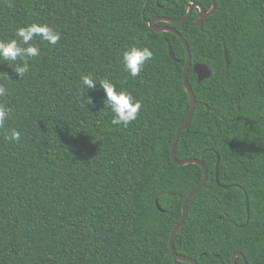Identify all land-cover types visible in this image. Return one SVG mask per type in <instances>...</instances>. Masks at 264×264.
Returning a JSON list of instances; mask_svg holds the SVG:
<instances>
[{
  "label": "trees",
  "instance_id": "1",
  "mask_svg": "<svg viewBox=\"0 0 264 264\" xmlns=\"http://www.w3.org/2000/svg\"><path fill=\"white\" fill-rule=\"evenodd\" d=\"M189 1L206 10L213 4L0 0V39L32 22L60 33L54 45L36 41L41 54L24 77L0 64L13 79L0 75L9 90L0 102L12 109L0 129V264H176L171 233L203 169L171 158L191 107L186 47L149 23L184 17ZM197 17L195 8L184 22H157L178 30L192 52L196 109L176 157L199 158L209 173L189 202L175 248L199 264H233L236 252L248 264H264V0H216L202 27L192 25ZM132 45L154 52L136 78L122 56ZM195 63L207 64L211 76L199 81ZM85 74L140 100L137 120L113 125L99 83L87 93L81 87ZM85 95L92 100L86 107ZM12 129L21 133L19 143L5 139ZM236 264H245L243 257Z\"/></svg>",
  "mask_w": 264,
  "mask_h": 264
},
{
  "label": "clouds",
  "instance_id": "2",
  "mask_svg": "<svg viewBox=\"0 0 264 264\" xmlns=\"http://www.w3.org/2000/svg\"><path fill=\"white\" fill-rule=\"evenodd\" d=\"M56 44L60 40V33L47 23L32 22L15 30L14 38L0 39V64L7 65L22 78L30 70L29 61L38 57L41 49L36 41ZM125 71L136 78L145 68L146 64L153 59L154 52L148 47H137L132 45L122 53ZM2 78L7 81L13 80L8 73L0 72ZM17 80V79H16ZM81 87L89 90L95 89L97 83L105 93L104 105L111 110V123L127 128L136 121L142 109V102L136 99L130 92L117 90L114 83L107 78L97 80L90 74L81 76ZM9 90L4 83H0V98H6ZM90 97L85 95L83 104H91ZM12 109L6 103L0 102V129H3L10 119ZM21 133L12 129L5 139L19 143Z\"/></svg>",
  "mask_w": 264,
  "mask_h": 264
},
{
  "label": "water",
  "instance_id": "3",
  "mask_svg": "<svg viewBox=\"0 0 264 264\" xmlns=\"http://www.w3.org/2000/svg\"><path fill=\"white\" fill-rule=\"evenodd\" d=\"M212 1H213L212 7L209 10H206L205 7L202 4H200V3L189 1L188 4H187L188 11H187V14L184 17H182V18H172V17H167V16H157V17L153 18L152 20H150V23H149L150 26L154 30H156L158 32L170 31V32L175 33L182 40V42L184 43V45L186 47V50H187V61L185 63V68H184V84H185L186 90L189 92L190 97H191V107H190L189 113L187 114L186 118L184 119V121L182 122L180 127L178 128V130L176 132V135L174 137V140H173V143H172V146H171V158L177 164L186 165V164H189V163H196V164L200 165L202 167V169H203L202 182L200 183V185L198 187H196L194 190H192L187 195V197L185 198L184 203H183V209H182V217L178 221V223L175 225V227H174V229H173V231L171 233V241H170L171 250H172L173 260H174V262L176 264H183L184 261H188V262H191L193 264H199L198 261H196L195 259H192L190 257L181 255L180 253H178L176 251V248H175V237H176V234L182 228V226L184 225V223H185V221L187 219V216H188V205H189L190 200L196 194H198L203 189V187L206 185L209 173H208V169H207L205 163L199 158L178 159L176 157L175 149H176L177 141H178V139H179V137L181 135V132L185 129L187 124L190 122V120H191V118H192V116H193V114L195 112V109H196V96H195L194 90H193V88H192V86H191V84L189 82V79H188V72H189V69H190V67L192 65V52H191V49L189 47V44H188L187 40L185 39V37L178 30H176L175 28H173V27H171L169 25H158L157 22L158 21H164V22H167V23L184 22V21H186L187 19H189L191 17L193 10L195 8H198V17L192 22V25L202 27L203 24H204V19L207 18L208 16H210L211 14H213L215 9H216V0H212ZM169 52H170V55H171V57L173 59L178 60V58L176 57V53H175V51H174V49H173V47L171 45L169 46ZM225 56H226L227 68L229 70V68H230V59H229V55H228L227 49L225 50ZM193 68H194V71L198 75L199 81H202V80H204L206 78H209L211 76L212 70L205 63H195L193 65ZM219 164H220V159L217 162V169H216L217 181H219V179H218V177H219L218 176ZM222 186L225 187V188L229 187V185H223V184H222ZM246 202H247V210H248V213H249V197H248L247 194H246ZM158 207L160 209H162L159 204H158ZM237 256L243 257L245 264H248V261H247L246 257L244 256V254L242 252L234 253V255H233V264H236V257Z\"/></svg>",
  "mask_w": 264,
  "mask_h": 264
}]
</instances>
